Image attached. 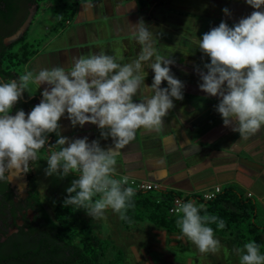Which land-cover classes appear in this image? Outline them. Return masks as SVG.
<instances>
[{
	"label": "clouds",
	"instance_id": "1",
	"mask_svg": "<svg viewBox=\"0 0 264 264\" xmlns=\"http://www.w3.org/2000/svg\"><path fill=\"white\" fill-rule=\"evenodd\" d=\"M254 9H261L264 0H246ZM228 13L227 8L223 9ZM137 39L146 42L151 33L145 23L132 26ZM200 51L210 58L203 69L197 67L199 88L209 96L218 97L216 111L223 124L247 138L264 126V11H253L230 27L225 21L202 35ZM153 53L146 50L138 60L121 64L115 55L101 52L89 57H74L70 71L63 67L41 69L38 73L26 70L18 79L0 82V181L13 182L30 169L38 151L45 147L48 134L55 133V145L47 159L46 176L59 178L75 174L65 207L83 209L93 219L103 217L111 208L121 219L132 207L135 190L125 187L128 177L115 178L117 154L120 148L135 139L136 130L159 131L174 108V100L184 98V82L175 78L169 65L171 59L156 56L151 63L154 71L151 87L154 95L135 101L145 77L143 62ZM167 87L162 88V82ZM46 84L41 101L29 113L24 110L11 115L13 107L25 91L32 94L30 85ZM67 113L72 127L86 123L97 125L104 139L112 144L102 148L99 140L88 137L69 139L61 135L58 123ZM53 145H49L52 148ZM21 184L17 197L23 193ZM180 215L177 226L184 237L194 243L201 253H216L220 241L210 224L225 227L216 216L201 214L204 205L193 201L177 202ZM240 264H264V254L255 241L244 244Z\"/></svg>",
	"mask_w": 264,
	"mask_h": 264
},
{
	"label": "crops",
	"instance_id": "2",
	"mask_svg": "<svg viewBox=\"0 0 264 264\" xmlns=\"http://www.w3.org/2000/svg\"><path fill=\"white\" fill-rule=\"evenodd\" d=\"M64 3L75 4L73 18L59 27H55V19L52 26L47 25L49 35L43 37L41 46L24 64L20 75L26 70L38 73L53 67L70 71L74 57L101 52L115 55L119 63L128 64L150 50L153 55L143 62L141 75L145 80L135 101L154 95L151 63L156 56L171 59L172 74L184 82V98H173L175 106L164 118L161 129L139 128L135 139L118 150L115 176L157 182L164 190L187 196L201 195L217 185L221 188L233 185L253 196L264 209V126L247 138L224 126L216 111L219 98L199 88L202 81L197 72V67L203 69L210 62L199 49L204 33L221 21L232 27L253 11H264V6L254 9L246 0H212L211 7L177 0H66ZM164 3L167 6L162 11ZM225 8L228 13L223 11ZM140 22L151 33L146 42L137 39L132 27ZM159 24L164 26V33L156 29ZM29 87L32 94L25 93L41 100L47 85ZM161 87H167V81ZM58 123L61 135L69 139L87 136L89 143L99 140L102 148L112 144L110 137H101L97 125L72 127L67 113ZM48 135L57 139L55 133Z\"/></svg>",
	"mask_w": 264,
	"mask_h": 264
},
{
	"label": "trees",
	"instance_id": "3",
	"mask_svg": "<svg viewBox=\"0 0 264 264\" xmlns=\"http://www.w3.org/2000/svg\"><path fill=\"white\" fill-rule=\"evenodd\" d=\"M13 1L15 0H0V82L18 79L24 64L37 52L39 46V43L32 45L25 42L21 47L13 49L17 42L10 47L3 43L2 38L9 36L14 30L10 31ZM25 1L36 3L38 6L47 1H60L55 5L62 4L65 7L61 12L57 6L54 7L57 8L55 27L74 16L75 4L68 5L62 0ZM26 35L27 32L19 41ZM40 101L36 96L30 98L24 92L23 99L21 98L12 110L22 109L27 113V108L32 110ZM49 136L56 141L54 136ZM48 153L51 154V151ZM32 164L31 162L30 165ZM27 177L28 198L23 203L15 204V210L30 208L35 214L32 221L24 217L25 223L19 227V234L0 241V264H126L125 253L114 245L111 239L93 233V226L81 217L83 209L63 205L67 191L55 203L51 215L41 192L35 186V177L30 169ZM115 178L119 179L117 176ZM125 187L132 186L127 184ZM134 190L132 207L125 213L127 219L120 218L121 225L127 228L132 223L145 221L166 232H181L176 222L182 214L172 215L168 212L172 198L181 195L179 192L161 190L154 194L152 191ZM194 197L198 200V205H204L202 215L216 216L218 220L225 222L223 229H219L215 223L209 225L213 228L214 235L224 236L237 232L244 243L255 241L260 248L263 247L264 209L253 196L229 185L221 188V191L209 200H204L200 195ZM13 215H16V212H13Z\"/></svg>",
	"mask_w": 264,
	"mask_h": 264
},
{
	"label": "rangeland",
	"instance_id": "4",
	"mask_svg": "<svg viewBox=\"0 0 264 264\" xmlns=\"http://www.w3.org/2000/svg\"><path fill=\"white\" fill-rule=\"evenodd\" d=\"M59 1V0H57ZM168 2L169 0H164ZM181 3L192 5L202 3L211 7L212 0H177ZM60 2V1H59ZM55 2V3H59ZM66 2V0H62ZM50 1L42 3L37 13L36 19L29 28L25 40L29 44L41 46V40L48 36L47 25L52 26L57 8L52 7ZM165 6L161 7L164 11ZM59 10L62 4L55 5ZM46 25H44V24ZM45 28V29H44ZM159 33H164L165 29L162 24L158 27ZM16 48L15 46L13 49ZM55 149L59 146L54 144ZM50 154L43 150L37 153V160L33 161L31 171L35 177V186L41 191L44 204L48 212L52 215L53 206L59 200L60 196L71 186V182L76 176L74 174L68 177L59 178L56 175L46 176L47 159ZM25 174L13 180L14 185L24 184L23 193L27 190ZM152 193L157 194L153 190ZM81 217L86 219V223L92 225V231L96 236L108 237L112 243L125 253L126 264H240V255L244 254L243 240L237 235V232L226 234L224 236L214 235L220 241V250L216 253H201L197 246L183 236L182 232H166L150 224V222H136L129 227H124L120 223L119 213H115L111 208L107 209L103 217L93 219L84 210ZM261 254H264V245L260 248Z\"/></svg>",
	"mask_w": 264,
	"mask_h": 264
},
{
	"label": "flooded vegetation",
	"instance_id": "5",
	"mask_svg": "<svg viewBox=\"0 0 264 264\" xmlns=\"http://www.w3.org/2000/svg\"><path fill=\"white\" fill-rule=\"evenodd\" d=\"M35 5H36V9L34 8ZM11 6H12L11 14L13 16L11 19L10 31L13 29L14 30L9 36H4L2 40H3V43L6 45V47H10L12 44L17 42L15 47L19 48L21 47L22 44L27 42L25 38L19 41L23 37V35L15 40H12L9 38L25 23L27 18L33 13L31 22L29 23L27 29L24 31V33L25 32L28 33L30 26L32 25L33 21L37 17V13L39 12L40 5L38 6L36 3H29V2H26L25 0H15L11 2ZM52 7H56L55 4H53ZM22 99H23V96H22ZM18 110H12L10 114L15 115L16 111ZM29 111L30 109L27 108L28 113ZM54 144L55 142L48 135V140L45 144V147L41 148L40 150L41 151L46 150V152L52 151L53 149H55ZM49 145H53V147L49 148ZM39 152L40 151H38V153ZM31 166L32 165H30V170L32 168ZM27 176H28V172L25 173V177H24V179H26L27 190H25V193L21 194L19 198L17 197V193H18V190H16L17 185L15 186L13 182L8 183L7 181H0V241H5L8 237L19 234L20 233L19 227L23 226L25 223L24 217H26L30 221L33 220L35 213L32 209L22 208L20 210H15V204L17 205L20 202L23 203L28 198V177ZM13 212H16V215H13Z\"/></svg>",
	"mask_w": 264,
	"mask_h": 264
},
{
	"label": "built area",
	"instance_id": "6",
	"mask_svg": "<svg viewBox=\"0 0 264 264\" xmlns=\"http://www.w3.org/2000/svg\"><path fill=\"white\" fill-rule=\"evenodd\" d=\"M122 177H124V176H122ZM122 177H120V178H122ZM128 184L136 190H145V191L146 190L147 191L164 190L160 183L138 180V179H133V178H129V177H128ZM220 191H221V187L217 185L213 189H211L210 191L204 192L200 196L204 200H209V199L213 198ZM248 195H250V194H248ZM178 201L180 203L193 201L194 203H196L198 205V200L194 196L176 195L171 200V203H170V206L168 209L169 214L178 215V213L176 212V208L178 207V204H177Z\"/></svg>",
	"mask_w": 264,
	"mask_h": 264
},
{
	"label": "water",
	"instance_id": "7",
	"mask_svg": "<svg viewBox=\"0 0 264 264\" xmlns=\"http://www.w3.org/2000/svg\"><path fill=\"white\" fill-rule=\"evenodd\" d=\"M34 8L36 9V5ZM32 17H33V13L27 18L25 23L14 34L11 35L9 39L15 40L19 38L20 36H22L24 31L27 29L29 23L31 22Z\"/></svg>",
	"mask_w": 264,
	"mask_h": 264
}]
</instances>
